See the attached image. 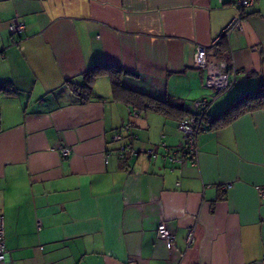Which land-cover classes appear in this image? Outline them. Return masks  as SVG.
Here are the masks:
<instances>
[{
    "label": "crops",
    "instance_id": "crops-1",
    "mask_svg": "<svg viewBox=\"0 0 264 264\" xmlns=\"http://www.w3.org/2000/svg\"><path fill=\"white\" fill-rule=\"evenodd\" d=\"M238 12L230 0H0L5 264H264V109L217 120L264 83V0L243 10L225 50L212 44ZM197 46L237 68L227 88L206 85ZM102 66L189 112L210 101L195 164L162 157L182 140L179 117L115 99L107 73L86 101L68 87ZM127 122L138 153L120 158L125 140L112 138ZM160 223L175 235L171 250Z\"/></svg>",
    "mask_w": 264,
    "mask_h": 264
},
{
    "label": "built area",
    "instance_id": "built-area-1",
    "mask_svg": "<svg viewBox=\"0 0 264 264\" xmlns=\"http://www.w3.org/2000/svg\"><path fill=\"white\" fill-rule=\"evenodd\" d=\"M256 0H230V2L239 10L238 14L231 18V20L224 26L218 36L212 41L213 45H218L223 39H229L231 33L235 30H240L242 27L243 10L252 4ZM9 29L12 33H20L24 29L22 22L17 20L13 21ZM194 65L198 68L206 69V85L210 88H215L217 91L227 88L233 81L237 68L233 65H228L226 62L213 63L207 59V51L204 46H197L193 55ZM226 69H228L226 71ZM210 101L208 99H200L193 103L190 115L179 120L177 128L182 134V140L174 149L167 148L164 144V153L162 157L168 162V164H180L184 165L187 159H190L192 164L197 161L198 147L196 136L202 129L203 119L207 113V109ZM127 138H124V135ZM135 134L132 133V124L130 122L125 123L122 128L113 134V140H125L116 150L117 155L120 158H126L138 153V149L134 146ZM60 152L63 156L70 154V148L66 146H60ZM147 155L155 158L157 152L154 150H147ZM179 184V182H177ZM230 186V184H228ZM157 235L161 238L167 247L171 250L175 247V235L172 231L167 229L162 223L158 225ZM195 241V226H191L187 229L184 237L185 248H189ZM6 249L4 241V219L0 214V264H5Z\"/></svg>",
    "mask_w": 264,
    "mask_h": 264
},
{
    "label": "trees",
    "instance_id": "trees-1",
    "mask_svg": "<svg viewBox=\"0 0 264 264\" xmlns=\"http://www.w3.org/2000/svg\"><path fill=\"white\" fill-rule=\"evenodd\" d=\"M225 39L221 41L219 46V50H225ZM103 73H107L110 78L112 94L115 99L121 100L126 104L137 108L138 110H145L146 108H152L154 110L163 111L165 114H171L175 117H179V120L190 115V112L183 109L182 103H167L160 102L148 96L146 94L133 91L122 86L121 76L127 71L118 68H112L109 66L97 67L89 70L84 74V83H76L68 80L66 83L68 87L78 95L81 101L88 100L93 81L95 78ZM3 90V83H0V91ZM258 109H264V83H260L254 90L243 93L232 100L226 112L220 114L217 117V120L221 123V121H229V116L231 117L235 114L242 113L244 111H253ZM182 111V113L180 112ZM182 115V116H181ZM207 119V113L203 119L204 121Z\"/></svg>",
    "mask_w": 264,
    "mask_h": 264
}]
</instances>
